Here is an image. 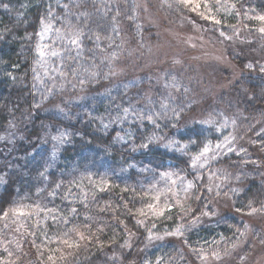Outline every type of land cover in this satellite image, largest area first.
<instances>
[{
  "label": "clouds",
  "instance_id": "1",
  "mask_svg": "<svg viewBox=\"0 0 264 264\" xmlns=\"http://www.w3.org/2000/svg\"><path fill=\"white\" fill-rule=\"evenodd\" d=\"M0 264H264V0H0Z\"/></svg>",
  "mask_w": 264,
  "mask_h": 264
}]
</instances>
